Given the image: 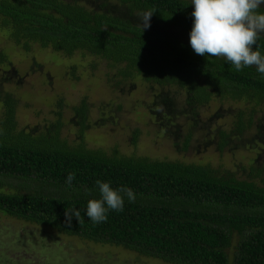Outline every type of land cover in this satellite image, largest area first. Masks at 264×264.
<instances>
[{
  "label": "trees",
  "instance_id": "16d2710c",
  "mask_svg": "<svg viewBox=\"0 0 264 264\" xmlns=\"http://www.w3.org/2000/svg\"><path fill=\"white\" fill-rule=\"evenodd\" d=\"M150 10L151 26L142 29L140 14ZM194 10L191 0H0V31L25 51L39 45L106 61L114 78L148 84L167 110L180 90L192 119L184 151L200 109L239 104L230 111V128L218 131L221 148L236 139L262 143L264 152V77L255 66L238 72L224 59L197 55L190 45ZM257 48L264 55V34ZM2 100V214L168 264H229L237 234L234 264H264V161L258 147L257 156L236 170L108 153L86 146V99L73 108V123L80 126L73 145L62 135V113L42 130L20 129L17 100L9 94ZM138 138L135 134L134 144ZM70 173H75L71 186ZM13 179L20 189L5 191ZM97 180L113 190L130 188L136 199L124 195L123 211L109 210L107 221L94 225L86 207L101 198ZM73 209L81 221L73 216L69 225L65 212Z\"/></svg>",
  "mask_w": 264,
  "mask_h": 264
},
{
  "label": "rangeland",
  "instance_id": "374dc122",
  "mask_svg": "<svg viewBox=\"0 0 264 264\" xmlns=\"http://www.w3.org/2000/svg\"><path fill=\"white\" fill-rule=\"evenodd\" d=\"M0 118L3 97L17 100L18 128L40 130L62 113V135L70 145L80 138V126L73 123V108L82 100L89 104L86 146L108 153L145 156L154 160L180 161L236 170L246 166L257 143L236 139L221 148L219 130L230 128L231 109L212 103L198 111L190 146L183 150L190 132L191 115L185 110L184 93L175 90L176 99L165 108L156 100L150 86L140 79L122 81L115 70L95 56L76 53L66 56L34 45L25 51L0 31ZM121 82V83H119ZM6 99V98H5ZM264 109V108H263ZM172 113V114H171ZM139 134L136 144L134 135ZM247 138V137H246ZM259 145V146H258ZM6 181L7 192L20 189L18 181ZM9 185V186H8ZM228 249L233 262V246ZM0 264H168L144 257L121 246L95 243L69 236L50 227L8 217L0 212Z\"/></svg>",
  "mask_w": 264,
  "mask_h": 264
},
{
  "label": "clouds",
  "instance_id": "9594fccd",
  "mask_svg": "<svg viewBox=\"0 0 264 264\" xmlns=\"http://www.w3.org/2000/svg\"><path fill=\"white\" fill-rule=\"evenodd\" d=\"M191 4L195 9L191 13L192 50L200 56L224 59L238 72L255 66L264 77V55L258 48L253 50L264 34V12L259 11L264 0H191ZM153 14L152 10L140 14L142 29L150 28ZM74 179L75 173H70L66 183L71 186ZM96 183L101 198L90 199L86 207V215L94 225L106 222L109 210L122 212L124 195L135 202V193L130 188L113 190L109 183L99 180ZM65 216L69 225L73 216L81 221V213L75 209L66 210Z\"/></svg>",
  "mask_w": 264,
  "mask_h": 264
}]
</instances>
